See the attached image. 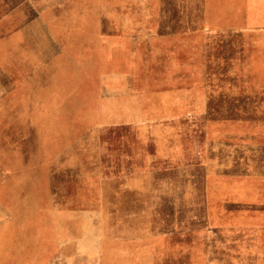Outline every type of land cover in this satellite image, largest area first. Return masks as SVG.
I'll return each mask as SVG.
<instances>
[{"label":"rangeland","instance_id":"rangeland-1","mask_svg":"<svg viewBox=\"0 0 264 264\" xmlns=\"http://www.w3.org/2000/svg\"><path fill=\"white\" fill-rule=\"evenodd\" d=\"M0 264H264V0H0Z\"/></svg>","mask_w":264,"mask_h":264},{"label":"crops","instance_id":"crops-1","mask_svg":"<svg viewBox=\"0 0 264 264\" xmlns=\"http://www.w3.org/2000/svg\"><path fill=\"white\" fill-rule=\"evenodd\" d=\"M122 71H152L149 68H143L138 66L136 63H125V68Z\"/></svg>","mask_w":264,"mask_h":264}]
</instances>
